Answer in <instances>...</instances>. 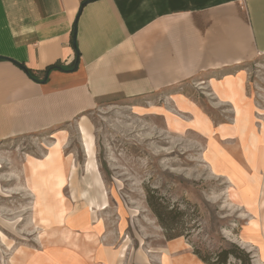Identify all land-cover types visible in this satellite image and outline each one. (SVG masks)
I'll use <instances>...</instances> for the list:
<instances>
[{
    "label": "rangeland",
    "instance_id": "rangeland-1",
    "mask_svg": "<svg viewBox=\"0 0 264 264\" xmlns=\"http://www.w3.org/2000/svg\"><path fill=\"white\" fill-rule=\"evenodd\" d=\"M244 72L228 97L191 84L179 112L170 97L97 108L60 151L49 135L0 145V264H128L177 236L264 264V56Z\"/></svg>",
    "mask_w": 264,
    "mask_h": 264
},
{
    "label": "crops",
    "instance_id": "crops-1",
    "mask_svg": "<svg viewBox=\"0 0 264 264\" xmlns=\"http://www.w3.org/2000/svg\"><path fill=\"white\" fill-rule=\"evenodd\" d=\"M261 56L264 0H0V145L66 142L73 124L118 102L170 97L179 112L174 98L192 97L193 83L228 97ZM126 262L204 264L182 238Z\"/></svg>",
    "mask_w": 264,
    "mask_h": 264
},
{
    "label": "trees",
    "instance_id": "trees-1",
    "mask_svg": "<svg viewBox=\"0 0 264 264\" xmlns=\"http://www.w3.org/2000/svg\"><path fill=\"white\" fill-rule=\"evenodd\" d=\"M192 253L197 257L199 261L204 264H228L230 258H233L237 262V264H252L250 253L244 251V249H240L234 244H231L229 248H223L214 254L208 253L206 255H202L197 250Z\"/></svg>",
    "mask_w": 264,
    "mask_h": 264
},
{
    "label": "bare ground",
    "instance_id": "bare-ground-1",
    "mask_svg": "<svg viewBox=\"0 0 264 264\" xmlns=\"http://www.w3.org/2000/svg\"><path fill=\"white\" fill-rule=\"evenodd\" d=\"M176 123L177 122L175 121V124ZM81 129H83V128H81ZM84 139H85V143H86L87 153L90 154L91 153V147H92L91 146V142L87 139L86 136H84ZM64 143H65V140L64 139H55V141L52 143L51 147L60 151L63 148V144ZM51 155H52L51 153L46 154L44 156V159L43 160H34L33 159L32 161H28V164H30L31 167H33L34 169L35 168L43 167L44 166V160H49L51 158ZM91 168H93V167H91ZM59 184H61V180L60 179L58 180V185ZM118 264H120V262H118Z\"/></svg>",
    "mask_w": 264,
    "mask_h": 264
},
{
    "label": "water",
    "instance_id": "water-1",
    "mask_svg": "<svg viewBox=\"0 0 264 264\" xmlns=\"http://www.w3.org/2000/svg\"><path fill=\"white\" fill-rule=\"evenodd\" d=\"M76 67H77V63L75 64L74 70L76 69Z\"/></svg>",
    "mask_w": 264,
    "mask_h": 264
},
{
    "label": "built area",
    "instance_id": "built-area-1",
    "mask_svg": "<svg viewBox=\"0 0 264 264\" xmlns=\"http://www.w3.org/2000/svg\"><path fill=\"white\" fill-rule=\"evenodd\" d=\"M243 1H245V0H240V2H243Z\"/></svg>",
    "mask_w": 264,
    "mask_h": 264
}]
</instances>
